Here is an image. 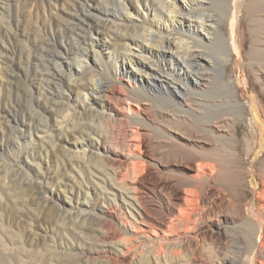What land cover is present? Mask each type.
<instances>
[{"label": "rangeland", "instance_id": "obj_1", "mask_svg": "<svg viewBox=\"0 0 264 264\" xmlns=\"http://www.w3.org/2000/svg\"><path fill=\"white\" fill-rule=\"evenodd\" d=\"M143 1L154 11L133 18V6ZM252 1L264 4V0H238L236 25L232 27L231 20L220 25L227 37L234 32L239 54L225 57L218 44L196 49L212 61L210 69L185 68L190 80L187 88L178 84L182 95L174 101H142L140 118L134 121L128 108L130 99L136 98L130 94L133 82L121 77L116 87L112 72L116 62L137 58L135 53L140 51L147 53L143 30H157L167 15L155 9L158 2L128 0L131 16L127 18L120 9L121 0H0L2 264H136L137 253L139 264H149L146 241L137 244L126 261L122 258L118 245L124 237L116 205L119 186L112 189L102 180L110 174L113 183L120 184L133 161L139 162L136 170L140 172L128 182L151 195L158 211L168 200L178 203L174 196L183 190L197 192L192 218L199 224L175 239L180 242L177 261L165 247L166 263L162 264H215L225 256L235 258L237 264H249V259L264 264V232L250 242L241 226L258 212H263L264 221V201L258 196L264 175V9L249 10ZM206 5L205 13L222 18L219 1ZM258 15L261 24L256 30ZM50 25L57 34L52 35ZM115 26L118 32L108 28ZM96 27L99 33L92 39L99 60L90 57L87 37ZM158 30L152 32V39L175 37L167 34L169 30ZM119 31L130 38L126 41L131 43V54ZM152 50L156 52L153 60L160 64L171 56L162 47ZM257 51L263 54L262 60L255 56ZM80 53L84 58L77 60ZM205 74L210 84L195 88L193 78L202 82ZM227 80L233 81L234 94ZM93 83L101 86L96 90L100 93L92 95L93 102L106 103L104 110L99 105L95 110L112 107L119 115L114 128L99 113L81 110L80 88ZM107 86L115 98L100 99ZM131 109L136 110L135 104ZM234 132L237 151L227 154L223 164L235 158L237 169L245 175L241 190L228 192L212 179L188 184L194 182L200 153L213 147L211 135L229 137ZM88 134L112 150L116 158L110 168L94 154L85 160L83 151L74 147ZM193 155L195 162L189 160ZM230 217L234 221L227 222ZM218 228L227 239L216 237Z\"/></svg>", "mask_w": 264, "mask_h": 264}, {"label": "bare ground", "instance_id": "obj_2", "mask_svg": "<svg viewBox=\"0 0 264 264\" xmlns=\"http://www.w3.org/2000/svg\"><path fill=\"white\" fill-rule=\"evenodd\" d=\"M127 1L128 0H121L119 5L120 9L124 11V16L128 18L131 16V13L127 7ZM153 1L159 3V6H155V9H159V13L160 11L165 12L167 15L165 16V19L160 21V24L157 25V30L151 31L147 28L143 30V32L146 33L144 38L146 39L147 53L140 51L135 53L137 58L129 56L128 61L126 62H116L112 72L116 87L121 85V77L127 78L133 82L134 87L130 90V94L134 95L136 98L130 99L128 108L131 110L129 113H132L131 116L133 117L134 121L140 118V104L142 101L148 100L153 102L157 99H164L163 101L170 99L174 101V97L176 95H182L181 87L178 84L182 85L184 88H187L188 81L190 80V74L185 68L189 69L195 66L196 70L210 69L212 61H210V59H208V57L203 52H200L196 49L204 48L212 44H218L219 49H221V52H223L225 57H230L233 54H239V47L234 32H232V34L227 37L224 33H222L220 28V25L228 20H231L229 23H231L232 27L236 25V22L238 21L237 11L239 9L238 0ZM213 1L216 3L219 1L222 18L217 19L216 16L204 12V8L207 6L206 4L209 3L211 6L214 3ZM80 4H82L81 7L85 6V3ZM248 9L257 12L258 10L264 9V4L261 5L257 1H252L248 5ZM194 10L201 11V13L191 14V12ZM153 11L154 8H152L151 5L147 3V1H143L140 4L137 3V5L133 6V18H138L140 15H143L144 17L149 16ZM119 17L120 15H118L117 18ZM259 17L260 15H258V21H254L256 30L261 24L259 22ZM121 20H123V17ZM240 21L242 20L240 19ZM152 25H154V22H151V25H149L150 29L153 30ZM159 27L164 28L166 31L169 30L167 34L172 32L175 37L166 38V40H164L161 37H159L160 39H157L158 36H155L152 39V34L158 33ZM49 28L52 35L57 34L56 31L58 32V30H55L52 28V26ZM108 28L112 30L114 29L116 32L119 30V27L116 26L115 28ZM60 32H62V30ZM63 32H67V29L65 28V31ZM98 33L99 29L96 27L94 31L87 33V37L90 41V57H94V59L97 58L99 60V55L96 51V44L92 39L93 35ZM119 36L123 38L122 41L126 45L125 50L131 54L132 51L128 49L131 43L126 41L130 38L124 34H121V31H119ZM97 37L98 36H96V39ZM161 47L164 48V51L168 50L171 56L167 61H164V63L160 64V62L153 60L156 52H154L152 48L160 49ZM255 56L260 60L263 58V54L259 51L256 52ZM80 58H84V55L81 53L76 59L79 60ZM126 63H130L129 68L127 67ZM79 68L84 67L79 66ZM225 72V69L221 70L222 74ZM68 78L69 82H73L71 76ZM201 78L202 82H200L199 79L195 77L193 78L194 87L197 89L203 85L205 87L207 84H210V79L207 74ZM225 84L229 85L231 93L234 94L233 81L227 80L225 81ZM100 88L101 86H97L96 83H93L92 85L88 84L87 86L84 85L83 88H80V94L83 95L81 110L88 113L91 112L92 114H95V112L99 113L98 115L105 117V119L107 118L109 121L108 125L114 128L117 126L119 115L112 107H108L107 111L102 112L95 110V107H98L100 101L94 103V98L92 95L99 94L100 92L97 93L96 90H101ZM207 91L210 90L207 89ZM103 93L104 95L98 96L100 99L104 97L112 99L116 96L110 86H107ZM132 104H135L136 110L131 109ZM99 106L103 107L104 110L106 103L102 102ZM239 114L241 116L242 112ZM72 121L71 124H73ZM235 135V132L229 133V137L212 134L211 137L213 139V147L207 151H204L203 153H200L202 161H196V157L194 155L189 157L190 161H196V175L193 177L194 182H186L188 184L195 185V182L201 178L205 181L212 179L214 182L220 184L228 192L241 190L240 187L244 183L245 175L243 172H240L237 169L238 163L235 158L232 162L230 160L226 164H223L227 154L231 152L233 154L234 150L237 151V145L234 141ZM87 137L88 138L86 140L83 139L81 142H77V144L74 145L76 149L83 151L84 159L86 155L94 154L98 157V159L101 158L103 160V162L106 164L105 166L111 165L116 158L112 150L104 146L101 139L92 140L89 138V134ZM91 137L93 138V136ZM137 163L138 164L133 161L130 169L124 173L119 181L120 184L118 185L113 183L115 180H113L110 174L106 180L102 179L103 184H107L112 189L115 188V186H119V193L117 196L120 199V202L116 205L120 211L121 232L122 237H124L121 240V243H119L120 245H118L119 249L123 253L122 258L124 261H126V259L129 257V254H133L135 252L137 244L146 241L149 243V246H147L149 249V264L166 263V260L163 259L165 254L164 249L166 246L170 248L173 258L177 261L180 242L175 241V239L190 234V232H192V230L199 224L198 220H194L192 218L197 211V192L195 190H183L182 193H177L174 196L175 200H178V203H173L171 200H168L167 204H160L158 211L156 208H154L153 203L155 200L151 195H148L146 192L143 193V191L134 185V183L133 185H130L128 182L131 175H133V178L136 179L137 174L140 172V170L139 172L136 170L137 166L140 165L139 162ZM110 167L111 166H109V168ZM135 172L138 173L136 174ZM262 183V189L258 193V196L264 201V175ZM123 184H125L124 187ZM115 198L116 195H114V203L116 202ZM257 214L258 215L255 217V219L244 221L241 225L242 228L246 230L248 236H250L245 237L250 242L254 240V237L258 238L264 232V221L262 220L263 212H258ZM232 217L226 219V221H234ZM227 222H224V224H228ZM214 231L217 235L216 237H223L227 239V235L223 232L222 228H218ZM155 245H157V247ZM250 252L251 251L249 250V253ZM137 254L134 255L133 261H135L136 264H139ZM1 258L3 259V257ZM234 259H230L229 257L225 256L215 264H237L236 260ZM0 264H2L1 261ZM249 264H254L252 259H249Z\"/></svg>", "mask_w": 264, "mask_h": 264}]
</instances>
